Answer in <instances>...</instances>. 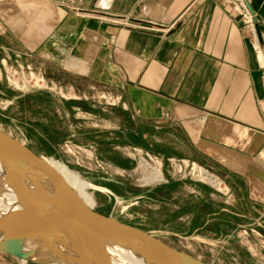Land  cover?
I'll return each mask as SVG.
<instances>
[{
  "label": "crops",
  "instance_id": "0c3cea01",
  "mask_svg": "<svg viewBox=\"0 0 264 264\" xmlns=\"http://www.w3.org/2000/svg\"><path fill=\"white\" fill-rule=\"evenodd\" d=\"M248 1L260 35L240 0H0V64L12 52L52 81L127 91L168 155L224 177L253 217L264 210V0ZM16 259L0 252V264Z\"/></svg>",
  "mask_w": 264,
  "mask_h": 264
},
{
  "label": "rangeland",
  "instance_id": "374dc122",
  "mask_svg": "<svg viewBox=\"0 0 264 264\" xmlns=\"http://www.w3.org/2000/svg\"><path fill=\"white\" fill-rule=\"evenodd\" d=\"M22 61L9 52L0 64V126L50 158L90 206L204 260L264 264V210L242 215L224 177L186 156L168 155L157 142L160 129L147 126L148 113L127 91L103 93L66 75L52 81L51 73ZM155 172L162 178L148 182Z\"/></svg>",
  "mask_w": 264,
  "mask_h": 264
},
{
  "label": "water",
  "instance_id": "95a60500",
  "mask_svg": "<svg viewBox=\"0 0 264 264\" xmlns=\"http://www.w3.org/2000/svg\"><path fill=\"white\" fill-rule=\"evenodd\" d=\"M243 2L260 35L253 6ZM0 157L9 171L6 180L33 186L22 187L15 201L0 205V252L36 264H116L121 259L110 250L117 247L144 264H217L90 206L50 158L2 126Z\"/></svg>",
  "mask_w": 264,
  "mask_h": 264
},
{
  "label": "bare ground",
  "instance_id": "6f19581e",
  "mask_svg": "<svg viewBox=\"0 0 264 264\" xmlns=\"http://www.w3.org/2000/svg\"><path fill=\"white\" fill-rule=\"evenodd\" d=\"M5 161L0 157V205H5L7 203L13 202L18 198V192L22 187H33L30 181H13L7 179L9 176V171L6 169ZM208 178V174H205ZM161 175L158 172L152 173L146 180L155 181L161 179ZM209 179V178H208ZM11 211V210H10ZM110 251L114 254L115 259H121L116 262V264H144L136 255L130 252L122 251L117 247H113ZM23 260V259H22ZM26 261V260H24Z\"/></svg>",
  "mask_w": 264,
  "mask_h": 264
},
{
  "label": "built area",
  "instance_id": "2783aa9c",
  "mask_svg": "<svg viewBox=\"0 0 264 264\" xmlns=\"http://www.w3.org/2000/svg\"><path fill=\"white\" fill-rule=\"evenodd\" d=\"M240 6H241L243 9L246 10L245 16L247 17V19H249V21H253V20H252V15L250 14V12H249V10L247 9V7H246L245 3L243 2V0H240ZM181 160H182V162L185 164V166H189V164H190V160H189L188 158H183V159H181ZM192 169H193L194 171L199 170V172L202 173V174H204V176H206L205 174H208V178H209L208 180H209L210 182L214 183L215 185L220 186V185L222 184V181H221V180H220V181H217V178H216L215 176H213L212 178H210L208 171H207L206 169H204L203 167H199V168H197V166H196L194 163H192ZM21 263H22V264H26L27 261L23 262V261L21 260Z\"/></svg>",
  "mask_w": 264,
  "mask_h": 264
}]
</instances>
